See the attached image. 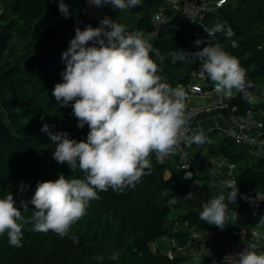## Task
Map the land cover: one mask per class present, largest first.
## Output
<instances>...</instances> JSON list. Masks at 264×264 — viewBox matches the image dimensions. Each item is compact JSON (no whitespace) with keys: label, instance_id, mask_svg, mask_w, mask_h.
Listing matches in <instances>:
<instances>
[{"label":"trees","instance_id":"obj_1","mask_svg":"<svg viewBox=\"0 0 264 264\" xmlns=\"http://www.w3.org/2000/svg\"><path fill=\"white\" fill-rule=\"evenodd\" d=\"M64 2L68 18L59 12L58 0H0V198L12 193L25 220L32 216L34 206L29 203L24 211L21 201H30L39 183L55 181L60 175L67 179L85 177L79 168L72 170L67 163L53 159L55 142L41 131L48 124L53 133L67 132L78 142L86 141L89 132L87 125L77 127L71 104L61 106L52 91L63 82L61 72L66 65L61 57L75 29L99 26L87 15L84 0ZM161 2L141 0L140 5L125 10L103 7L128 33L142 32L145 39ZM204 21L209 29L224 23L234 35L229 38L220 32L208 37L199 25L180 22L163 26L152 40L145 39L153 47L150 55L162 82L173 88L179 83L188 85L201 71L199 60L179 61L171 53L199 51L209 41L219 44L246 70V80L252 83L248 91L255 97V103H248L234 89L221 114L226 117L235 106L236 113L258 111L264 122V100L258 99L264 93V0H228L221 7L213 6ZM198 38L204 43L197 48L194 41ZM156 49L163 59L155 55ZM215 114L205 113L196 119ZM203 134L210 143L186 144L192 161L189 170L179 167L176 151L163 162H157L152 153L151 174L145 170L135 187L120 192L112 188L98 191L99 199L89 201L85 215L63 237L51 230L36 232L32 223L24 224L20 247L9 244L7 232L0 234V264H213L223 251L215 250L197 263L192 246L198 241L191 236L189 226L198 231L218 228L201 220L199 213L204 204L227 193L223 182L230 176L237 182L239 194L235 204H228L229 219L223 231L236 241L245 231L250 235L248 250L264 254V223L260 222L264 218V154L216 129ZM209 156L228 157L236 167L230 172L217 168ZM186 172L192 173L191 178H184ZM188 193H192L191 198H185ZM173 198L177 203H169ZM250 203L257 205L249 209ZM233 211L238 214L235 221L230 219ZM254 229L261 231L258 237H252ZM164 237L174 239L176 245L156 250L153 243ZM114 253L118 254L116 260L110 259Z\"/></svg>","mask_w":264,"mask_h":264},{"label":"clouds","instance_id":"obj_2","mask_svg":"<svg viewBox=\"0 0 264 264\" xmlns=\"http://www.w3.org/2000/svg\"><path fill=\"white\" fill-rule=\"evenodd\" d=\"M88 2L119 10L141 4V0ZM58 9L65 18L70 16L64 0H58ZM205 31L208 37L220 32H226L229 38L234 35L232 28H225L224 23ZM194 43L200 45L204 41L198 38ZM232 47H237L234 40ZM152 52L153 47L143 39L142 32L128 33L124 25L108 17L101 20L99 27L75 29V36L61 57L66 65L61 72L63 82L54 86L52 95L61 106L71 104L77 127L89 128L87 139L78 142L70 139L67 132L53 133L48 124L41 131L55 142L53 159L67 163L72 170L79 168L85 177L67 179L60 175L55 181L39 183L31 200L21 201L24 211L29 209V203L34 206L29 220L16 207L12 193L0 198V234L7 232L11 246H22V229L26 223H32L36 232L51 230L61 237L67 235L71 225L85 215L89 201L99 199L98 191L112 188L120 192L135 187L145 170L151 174L152 153L156 154L157 162H163L182 140L197 145L211 142L202 130L191 137L186 135L188 94L182 85L173 88L162 82ZM155 55L163 59L158 49ZM171 55L190 63L199 60L201 71L214 83L216 93L231 98L235 89L242 99L255 103V97L248 91L252 83L246 80V70L219 44L209 41L199 51L178 50ZM191 176V172H186L184 178ZM223 184L227 193L211 199L199 213L201 220L220 229L229 219L228 204H235L239 194L235 180ZM191 197L192 193L185 196ZM169 203L177 201L173 198ZM237 218L233 211L230 219ZM260 222L264 223V218ZM238 258V264H264V254L254 250L242 251ZM110 259H118V254L114 253Z\"/></svg>","mask_w":264,"mask_h":264},{"label":"built area","instance_id":"obj_3","mask_svg":"<svg viewBox=\"0 0 264 264\" xmlns=\"http://www.w3.org/2000/svg\"><path fill=\"white\" fill-rule=\"evenodd\" d=\"M86 3V13L89 18L95 22L97 26H100V22L104 17H108L111 20L109 11H107L103 6L97 7L84 0ZM228 0H162L156 11L152 15V25L153 29L148 33L145 39L152 40L157 37L160 29L172 23L177 25L180 22H187L191 25H199L203 35H206L205 29H209L208 25L205 23L209 10L215 7H221ZM177 10L178 17H171L172 9ZM114 21V20H113ZM116 22V21H115ZM117 23V22H116ZM202 41L204 39H201ZM202 45V43L200 44ZM200 45H196L198 48ZM195 81L182 85L187 92L188 96H198L201 98L216 95L215 100L206 101L200 104H193L191 102H186V115L188 116V122L185 126L186 135L188 137L193 136L195 133L192 130L193 121L200 115L210 112H221L224 108L228 107L229 102H223L222 98L225 96L220 93H216L214 90V83L208 82L206 73L199 71L195 74ZM229 98V97H227ZM228 119L229 123L224 127V135L235 140L239 144H245L254 147L258 151L264 154V122L260 113L258 111H249L246 113H236V107H232L228 110V115L225 117ZM186 142L181 141L177 147L176 152L178 154V165L182 169L189 170L191 168V158L189 151L186 148ZM228 157H224L220 166L217 168H224L228 172L232 171L236 164L234 162H229ZM230 180H235L234 177L230 176ZM257 203H250L249 209L255 208ZM188 227V223L185 224ZM191 236L197 239L199 246H201V253L203 255H209L215 250L221 249L223 251L220 258H216L213 264H238V254L242 251L248 250V244L250 237L245 231H242V240L236 241L223 231V229L216 228L209 231H198L195 227H190ZM252 237H258L261 234L259 229H254L251 232ZM170 242L176 245L174 239H170ZM156 250L160 246L157 242L153 243ZM206 246L212 248V251ZM169 254H172L171 250H168Z\"/></svg>","mask_w":264,"mask_h":264},{"label":"crops","instance_id":"obj_4","mask_svg":"<svg viewBox=\"0 0 264 264\" xmlns=\"http://www.w3.org/2000/svg\"><path fill=\"white\" fill-rule=\"evenodd\" d=\"M171 12H172L171 17L177 18L179 16L178 13H177V10H175L174 8L171 10ZM188 97H189V99L187 101L191 102L193 104H200V103H203V102H206V101L215 100V98H217L216 95H212V96L205 97V98H201V97H198V96H192V97L188 96ZM222 100H223V102H229L230 98L224 97V98H222ZM228 123H229L228 119L225 118L221 114V112L218 111L213 116H210V117H207V118L196 119L193 122L192 130H193V132L195 134H198L201 130L202 131H207V130L216 129L218 131L221 128L224 129V127L226 125H228ZM194 250H195V248H194V244H193L192 253L194 254V257L198 261L201 258L200 255H199V251L194 252ZM214 260H213V263H214Z\"/></svg>","mask_w":264,"mask_h":264},{"label":"rangeland","instance_id":"obj_5","mask_svg":"<svg viewBox=\"0 0 264 264\" xmlns=\"http://www.w3.org/2000/svg\"><path fill=\"white\" fill-rule=\"evenodd\" d=\"M258 99H259V100H264V93H262V94L258 97ZM218 131H219V133H220L221 135H224V130H223L222 128L219 129ZM223 158H224V157H222V156H221V157H220V156H217V157H215V158H211L210 156L208 157L209 161H212L213 163H216L218 167L220 166V163H221V162H225V161H223ZM228 161L231 162L230 159H229ZM222 169H224V168H222ZM158 244L161 245V246L164 247V248H166L167 245H169V246L172 245V243L170 242V237H164V238H160V239H158ZM194 248H195L194 252L199 251V255H200L201 258H200V260L197 261V263H200L202 257L204 256L203 253H201V251H200L201 246H199V243L197 242L196 244L194 243ZM205 248H209V250L212 251V248H210V247H208V246H206Z\"/></svg>","mask_w":264,"mask_h":264}]
</instances>
